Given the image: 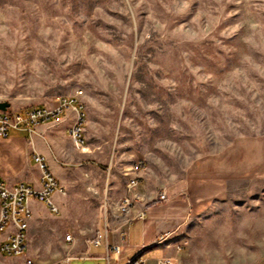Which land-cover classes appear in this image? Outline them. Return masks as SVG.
<instances>
[{
	"label": "rangeland",
	"instance_id": "obj_1",
	"mask_svg": "<svg viewBox=\"0 0 264 264\" xmlns=\"http://www.w3.org/2000/svg\"><path fill=\"white\" fill-rule=\"evenodd\" d=\"M78 91L98 155L84 200L100 194L110 212L124 166L167 182L234 137L264 138V0H0V102L23 112ZM229 198L211 249L248 264L247 247L264 246V184H233ZM239 210L253 218L241 230Z\"/></svg>",
	"mask_w": 264,
	"mask_h": 264
},
{
	"label": "crops",
	"instance_id": "obj_2",
	"mask_svg": "<svg viewBox=\"0 0 264 264\" xmlns=\"http://www.w3.org/2000/svg\"><path fill=\"white\" fill-rule=\"evenodd\" d=\"M70 119L71 113L67 112L53 122L37 125L31 134L10 128L7 137H0V180L4 184L11 187L26 184L38 189L40 171L32 161V156L38 154L64 189V194L52 195L53 203L60 210L58 216L42 202L34 198L28 200L30 217L25 254L1 257L0 264H25L27 259L33 264H129L134 258H141L142 264H163L164 260L168 261L166 264H233L227 262L224 246L220 251L217 243L211 249L209 240L225 239L226 232L219 226L210 230L209 224L224 222L225 215H219L216 208L231 203L229 194L233 184H264V138L234 137L217 151L191 160L179 177L167 182L153 176L146 168L140 187L145 217L121 230L117 229L119 219L110 222L108 244L120 245V253L107 261L104 247L95 246L92 241L103 230L105 214L101 208L110 203L106 200L102 203L100 194L89 203L84 200L86 193L93 195L90 189L94 187L93 183L85 182L83 172L88 171V164L98 155L94 149L75 146L67 135ZM108 181L109 175L106 186ZM162 193L165 198L158 200ZM137 211L138 207L130 215ZM240 211L234 212L232 218L239 225L237 230L253 219L241 216ZM261 219L264 226V216ZM13 230L12 225L7 226L0 234V242ZM120 233L124 234L123 239ZM163 234H169L166 242L156 245L155 240ZM66 235H70L69 241L65 240ZM182 242L186 244L184 247H175ZM244 254L256 256L248 264H264V246L258 248L251 244Z\"/></svg>",
	"mask_w": 264,
	"mask_h": 264
},
{
	"label": "built area",
	"instance_id": "obj_3",
	"mask_svg": "<svg viewBox=\"0 0 264 264\" xmlns=\"http://www.w3.org/2000/svg\"><path fill=\"white\" fill-rule=\"evenodd\" d=\"M82 92L78 91L72 96L61 97L54 107H29L25 111H0V137H7L8 129L25 130L31 134L35 127L40 124H48L64 117L67 112L71 113V119L67 135L73 140L78 149L86 146L85 139V113L81 103ZM34 166L40 171L39 188L34 186L19 184L14 187L7 186L0 180V234L4 232L7 226L12 225L14 230L0 242L1 257H20L25 254L26 249V231L30 217L28 207L29 199H36L42 202L48 210L55 216L60 214L59 208L53 203L52 195L55 192L64 194V189L58 180L51 174L45 164L44 158L38 154L32 156ZM110 166L107 167L109 172ZM146 165L143 162H133L124 166L121 170L124 185L122 192L116 202L110 207V216L107 217V204L103 205L104 218L103 230L97 234L92 243L95 246H103L105 249V259L120 253V245L108 244V234L111 231L110 222L120 220L117 229L127 228L135 220H142L145 217L144 197L140 192V187L144 182ZM109 175V173L107 174ZM164 194H160L157 199L163 200ZM138 211L130 215L134 208ZM123 232V231H122ZM120 239L124 234L120 233ZM169 234H163L155 240L156 245H162L166 242ZM65 240H70V235L65 236ZM186 244L176 245V248L184 247ZM168 246V245H167ZM141 258H134L129 264H142ZM168 261L163 262V264ZM25 264H33L32 260L27 259Z\"/></svg>",
	"mask_w": 264,
	"mask_h": 264
},
{
	"label": "water",
	"instance_id": "obj_4",
	"mask_svg": "<svg viewBox=\"0 0 264 264\" xmlns=\"http://www.w3.org/2000/svg\"><path fill=\"white\" fill-rule=\"evenodd\" d=\"M10 107L8 102H0V111H6Z\"/></svg>",
	"mask_w": 264,
	"mask_h": 264
}]
</instances>
